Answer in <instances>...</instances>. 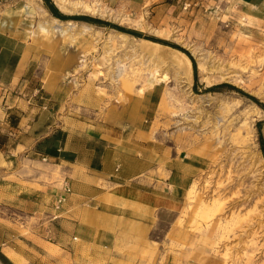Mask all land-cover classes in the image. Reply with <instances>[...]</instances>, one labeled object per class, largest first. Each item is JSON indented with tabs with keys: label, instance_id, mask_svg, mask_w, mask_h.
Segmentation results:
<instances>
[{
	"label": "rangeland",
	"instance_id": "1",
	"mask_svg": "<svg viewBox=\"0 0 264 264\" xmlns=\"http://www.w3.org/2000/svg\"><path fill=\"white\" fill-rule=\"evenodd\" d=\"M33 1L0 0V17L6 8L27 4L37 10L36 30L47 33L38 27L47 22L40 6L56 4L62 11L52 34L80 41L71 73L62 78L72 86L62 114L102 117L125 96H146L158 103L147 124L162 145L204 161L180 207L162 212L152 235L140 241V262L264 264V22L229 0H149L137 7L69 0L97 1L104 15L64 9L54 0ZM31 15L1 21L0 35L14 32L17 23L21 31L32 28ZM66 22L76 25L68 29ZM49 213L21 218L22 236L54 227Z\"/></svg>",
	"mask_w": 264,
	"mask_h": 264
},
{
	"label": "crops",
	"instance_id": "2",
	"mask_svg": "<svg viewBox=\"0 0 264 264\" xmlns=\"http://www.w3.org/2000/svg\"><path fill=\"white\" fill-rule=\"evenodd\" d=\"M106 1L137 7L149 0ZM229 1L264 22V0ZM56 6H40L47 24L39 26L62 21ZM27 13L32 28L17 23L0 35V264H143L140 241L162 212L180 207L204 161L162 145L147 124L158 103L146 96H125L102 117L62 114L72 91L62 78L80 41L36 30L37 10L27 4L6 8L0 23ZM45 61L49 68L39 71ZM65 184L71 192L54 227L22 236L18 221L51 212Z\"/></svg>",
	"mask_w": 264,
	"mask_h": 264
},
{
	"label": "bare ground",
	"instance_id": "3",
	"mask_svg": "<svg viewBox=\"0 0 264 264\" xmlns=\"http://www.w3.org/2000/svg\"><path fill=\"white\" fill-rule=\"evenodd\" d=\"M30 1H31L30 2L31 5H36L35 4L36 2H34L33 0H30ZM54 1L57 2L59 5H61L62 8L68 9V10H76V11L84 10V11H87V12H89L91 14H100V15H104V13H106L104 8H102L101 5L99 4V2H97V1L93 2L92 4H88V3L84 2V1H76V2H72V1H69V0H54ZM51 23H52V25L49 28H47L46 26H39V27H40V29L42 31H47V32L50 31L51 29H54L55 27H58V24H57L56 20H53V22H51ZM66 23L68 24V29H69V27L71 29V28H73L76 25L75 22H66ZM55 24H57V25H55ZM89 29H90L89 26L81 25V30L80 31L83 32V34H84L85 32H88ZM67 32L68 31H67V28H66V30L63 31V33L68 34ZM117 35H119L120 37H126L124 34H121V33H119Z\"/></svg>",
	"mask_w": 264,
	"mask_h": 264
},
{
	"label": "built area",
	"instance_id": "4",
	"mask_svg": "<svg viewBox=\"0 0 264 264\" xmlns=\"http://www.w3.org/2000/svg\"><path fill=\"white\" fill-rule=\"evenodd\" d=\"M62 190L63 192L57 196L56 200L52 205V211L48 214V218L50 222L59 219L61 206L66 201L67 195L71 192V188L67 184L63 186Z\"/></svg>",
	"mask_w": 264,
	"mask_h": 264
},
{
	"label": "trees",
	"instance_id": "5",
	"mask_svg": "<svg viewBox=\"0 0 264 264\" xmlns=\"http://www.w3.org/2000/svg\"><path fill=\"white\" fill-rule=\"evenodd\" d=\"M59 17L61 18H64L63 15H59ZM72 18H75V19H82V20H87L89 22H92V23H103V24H108V23H105L104 21H100L99 19H94V18H90V17H86V16H80V15H76V16H73ZM118 29H121L123 30L122 28H118ZM196 72V69H195V66H194V74Z\"/></svg>",
	"mask_w": 264,
	"mask_h": 264
}]
</instances>
